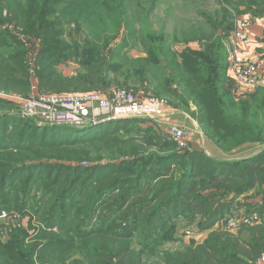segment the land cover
<instances>
[{"label":"rangeland","instance_id":"374dc122","mask_svg":"<svg viewBox=\"0 0 264 264\" xmlns=\"http://www.w3.org/2000/svg\"><path fill=\"white\" fill-rule=\"evenodd\" d=\"M8 1L0 0V73L25 65L32 81L28 96L39 91L37 58L44 57L53 71L67 77L83 72V64L88 58H104L106 63L122 65L120 70L106 73L110 83L70 92L109 93L121 88L131 90L139 97L164 98L169 106L166 115L153 120L154 123L145 121L141 125L154 124V128L167 131L178 144L174 131L180 130L185 142L184 146L179 144L180 152L198 150L212 157L234 159L241 151L249 154L259 149L260 143L249 142L233 151L223 148V141L215 134V128L205 123L204 113L192 95L195 87L192 75L180 69L178 64L185 52H204L210 44L202 38L215 28H218V40L223 34L225 25L222 26L221 21L225 18L226 25L232 26L230 34L219 45L222 64L227 68V78L222 84L230 92L226 107L236 119L264 128V87L246 88L238 83L231 75L229 58L237 20L251 14L258 19L264 18V0H16L12 7ZM25 16L31 24L23 21ZM250 40L244 42L242 52L247 58L256 60L263 72L264 42L256 49L257 44H250ZM148 48L153 50L155 57L149 70L145 63L129 61L138 58L150 61ZM254 54L260 56L257 58ZM25 96L28 97L20 92L0 90V98L11 102L0 106V114L22 118L21 103ZM4 122L0 120L1 127ZM141 128L137 127L138 130ZM8 130L18 134L21 129L10 125ZM119 134L132 133L125 130ZM0 136L3 137L2 128ZM248 147L250 149H246ZM84 149L89 156L100 155L103 160L120 158L116 157L119 155L140 157L158 150L154 146L148 150L133 146L132 150L124 149V153H120L119 149L111 152L100 145ZM1 157L13 162L30 158L27 153ZM82 163L88 164L90 160L85 159ZM4 170L7 169L0 171L6 172ZM21 182L18 181L14 189L7 187L0 196V210L11 213L10 217L0 219V264H111L114 261L105 255L107 250L91 243L90 237L98 227L108 230L113 240L130 237L134 249L143 251V258L150 262L159 261L166 252L200 244L210 234L196 233L179 219L161 238L151 243L142 239L143 231L132 233L129 206L120 209L118 201L110 196L99 197L92 191L77 193L74 200H70L64 194L57 197L47 192L45 184L40 183L32 187L33 195L27 199L24 196L27 188ZM238 203L242 204L239 209L224 217L216 228L237 233L264 218L260 215L264 212L261 188L241 196ZM255 210L260 212L255 213ZM54 215L57 219L52 218ZM101 242L104 246H112L110 241ZM46 243L53 249L43 253L41 248ZM30 252L31 257H28Z\"/></svg>","mask_w":264,"mask_h":264},{"label":"trees","instance_id":"16d2710c","mask_svg":"<svg viewBox=\"0 0 264 264\" xmlns=\"http://www.w3.org/2000/svg\"><path fill=\"white\" fill-rule=\"evenodd\" d=\"M15 3L16 0L8 1L11 7ZM23 21L31 24L26 16ZM227 23L225 18L222 19L221 24L225 26L218 40V28H215L202 38L210 46L198 54L185 52L178 66L192 75L195 85L192 95L204 113L205 123L211 124L215 134L223 141V148L233 151L249 142L260 143L259 149L249 154L241 151L234 159L216 158L198 150L180 152L179 144L167 131H159L154 124L141 125L145 121L154 123L146 117L117 118L97 125H49L24 115L21 118L5 113L0 114V120H5L0 126L3 133V137L0 136V155L21 156L27 153L30 158L23 162L0 158V170L7 169L4 170L6 172L0 171V196L7 191V187L14 189L18 181H22L21 185L27 188L24 193L27 199L33 195L32 187L40 183L45 184L47 192L57 197L64 194L70 200H74L77 193L95 191L99 197L116 199L120 209L128 205L133 219L130 221L132 233L143 231L142 239L151 243L161 238L179 219L196 233L210 232L204 242L166 252L159 261L150 262L143 258V251L134 249L130 237L113 240L108 230L98 227L90 237L91 243L94 247L107 250L105 255L114 261L111 264L258 262L264 253V218L237 233L216 228L224 217L239 209L241 196L261 188L264 198V128L236 119L226 107V97L229 98L230 92L222 84L227 78V68L222 64L223 54L219 45L230 34L232 26ZM89 50L94 54L91 48ZM148 52L150 61L146 58L129 61L145 63L149 70L155 57L151 48ZM83 66V72L67 77L53 71L44 57L37 58L39 91L53 93L99 88L104 83H110L106 73L122 67L94 56L88 58ZM31 87L32 81L23 64L5 74L0 73L1 91L20 92L28 96ZM10 104L9 100L0 98V106ZM10 125L21 130L18 134H11L8 130ZM137 127L142 128L138 130ZM125 130L132 134H119ZM94 145L111 152L119 149L120 153H124V149L127 152L132 150L133 146H142L145 150L154 146L158 150L140 157L119 155L116 157L120 158L103 160L102 156H89L85 151L84 148ZM85 159L90 163H82ZM258 212L255 210V213ZM260 215L262 218L264 212ZM52 218L57 219L55 215ZM105 240L112 242V246H104L101 241ZM41 249L47 253L53 248L46 243ZM28 257H31V252Z\"/></svg>","mask_w":264,"mask_h":264},{"label":"built area","instance_id":"2783aa9c","mask_svg":"<svg viewBox=\"0 0 264 264\" xmlns=\"http://www.w3.org/2000/svg\"><path fill=\"white\" fill-rule=\"evenodd\" d=\"M254 18L241 16L237 20L234 43L229 48L230 70L234 79L246 88L264 87V74L253 58H247L242 52L244 42L250 40ZM22 113L40 123L75 124L86 118L98 119L108 116L117 118L146 117L152 120L166 115L169 106L161 97L137 96L127 89H113L109 93L90 92H36L25 97L21 103ZM175 139L185 145L182 133L176 129ZM8 210L0 211V219L10 217ZM257 264H264V255Z\"/></svg>","mask_w":264,"mask_h":264},{"label":"crops","instance_id":"0c3cea01","mask_svg":"<svg viewBox=\"0 0 264 264\" xmlns=\"http://www.w3.org/2000/svg\"><path fill=\"white\" fill-rule=\"evenodd\" d=\"M263 39H264V18H256L254 21L253 26L251 27V40L250 44L252 42H255L257 44L256 49H259V46H262L263 44ZM260 43V44H259ZM255 57H259L260 55L254 54ZM264 72V70H263Z\"/></svg>","mask_w":264,"mask_h":264},{"label":"water","instance_id":"95a60500","mask_svg":"<svg viewBox=\"0 0 264 264\" xmlns=\"http://www.w3.org/2000/svg\"><path fill=\"white\" fill-rule=\"evenodd\" d=\"M114 119H116L115 116H108V117L98 118L96 120L90 119V118H86L83 121L75 123V124H78V125H97V124H101L103 122H106V121H109V120H114ZM45 124L52 125L53 123H45Z\"/></svg>","mask_w":264,"mask_h":264}]
</instances>
